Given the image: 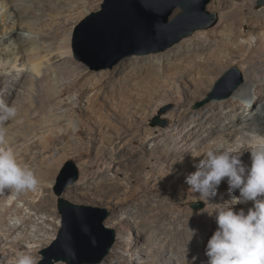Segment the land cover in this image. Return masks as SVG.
I'll return each instance as SVG.
<instances>
[{"label":"bare ground","instance_id":"6f19581e","mask_svg":"<svg viewBox=\"0 0 264 264\" xmlns=\"http://www.w3.org/2000/svg\"><path fill=\"white\" fill-rule=\"evenodd\" d=\"M236 1L238 0H216L214 9L222 10L225 5L227 7L223 10L221 22L213 33H200L194 39L184 40L175 47L177 52L173 55L168 53L147 59L151 67L149 75L158 82L168 78L162 70L163 62H172L173 66L170 65V68L174 72L171 78H168L166 85L160 86L157 82L158 85L155 86L162 89L164 94L159 96L153 94L156 96L153 99L152 96L149 99L147 96L144 97L142 99L144 102L141 101L143 105L136 109V113H132L130 108L122 103L117 105L113 102L106 103L107 108L115 116L117 126H107L104 128L105 132H114V137L113 134L111 137L113 142L126 141L121 149L115 148L114 155L119 156L111 163V167L107 166L110 157L105 154L106 148L98 153L102 162L96 164L92 162L91 165L92 168L106 166L103 169L105 174L113 171L115 164H118L115 173L124 176L122 180L117 177L114 179L113 176L111 183L108 178L102 182L103 201L107 202L108 195L113 194V199L108 202L112 204L110 206L114 212L112 223L120 228L117 246L121 249L125 247L127 236L133 231L134 225L141 229L143 235L140 239L145 242V247L137 242L140 246L137 249V257L133 255L127 257L123 252L114 249L108 264H115V261L119 260L124 261L123 264H136V259L142 260V257L146 259L140 264H205L208 259L205 255L206 245L217 228L213 215L219 204L231 202L234 197L239 196L238 190L234 193L228 191L226 180L219 186L217 194L209 200L190 189L185 183L186 176L196 171L194 164L198 163L207 151L239 149L247 142L248 132L257 131L264 134V104L262 103L260 109L254 105L264 97V8L258 12L253 11L252 8L258 0H240L239 3ZM77 5H80L79 0H64L62 5L50 0H0V20L3 23L0 26V89L2 88L0 103L14 106L23 113L26 120L31 118V111L36 104L33 95L38 93L36 88L38 83L42 84L39 87L40 91L38 90L40 102L36 107L39 113L49 114L56 98L69 94L76 88L80 102L75 110L68 113L72 111L84 113L82 100L93 87L96 88L109 75L98 73L93 78L96 82L82 85L76 81L77 79L73 82L62 79V87L49 93V87L59 81L60 75L66 78L71 73L69 68L57 69L55 63L72 56L71 42L68 37L64 38V30L72 21L71 12ZM247 31H250L249 34H246ZM39 37L42 40L49 39L50 42L46 41L48 44L40 47ZM251 38H255V45ZM19 39L24 42L20 43ZM210 45H213V49L209 47ZM174 58L176 60L173 63ZM133 59L141 60L139 57ZM239 63L244 67V84L237 99L214 100L208 107L198 112L188 107L190 102L202 99L208 93L218 75ZM193 73L199 78L192 76ZM42 78L46 84L42 82ZM23 80H28L30 85L24 87ZM155 87L153 85V88ZM13 97L15 100L12 102ZM154 100L159 101L161 105L177 103L167 131L158 130L157 133L155 129L145 128L152 114L147 109ZM26 103L29 107L24 106ZM226 106H230V110L225 109ZM255 110L258 113L255 114ZM13 119L12 117L7 121H0V128L5 130L7 146L15 150L20 162L32 166L35 163L30 151L32 146L31 149L24 147L20 150L16 143L14 144L13 136L8 137L6 134L12 128L8 122ZM42 119L47 121L46 116ZM21 121L20 118H16L14 124L12 123V126H19L14 132L33 133L44 128L43 120H38L37 123L30 121L29 130L24 131ZM55 121L58 122L59 119L54 120V123ZM102 125V122H97L95 127L91 126L89 132L91 130L103 132V129L99 131ZM86 135L82 133V138H86ZM67 137L69 135L65 134L57 138V146H63V143L67 142L68 148L66 146L64 151L68 153L70 147L81 148L78 143L68 142ZM18 138L28 141L30 135L23 133ZM153 140L156 141L151 146ZM241 152L242 160L250 164V152L247 149H241ZM77 153L85 154L83 151ZM191 153L200 157H193ZM114 155H110L111 158ZM90 168L91 166L88 170ZM86 181L88 182L89 178L86 177ZM20 194L9 193L7 190L0 193V204L11 196V207H3L5 210H0V224L7 225L3 217L9 210L15 209L17 214L25 211L19 205V201L24 197ZM221 196L223 197L220 198ZM197 200L207 202L204 213H194L189 209V205ZM40 203L33 200L29 204L32 207L35 204L37 207ZM232 206L236 209H247L251 203ZM29 219L30 216L23 221L27 222ZM18 223L20 222L8 225L5 233L0 234V247L13 261L20 253V249L26 250L25 244L28 240H36L35 234L28 239L20 235L13 238L20 229ZM130 257L132 260L128 263L127 259Z\"/></svg>","mask_w":264,"mask_h":264},{"label":"rangeland","instance_id":"374dc122","mask_svg":"<svg viewBox=\"0 0 264 264\" xmlns=\"http://www.w3.org/2000/svg\"><path fill=\"white\" fill-rule=\"evenodd\" d=\"M50 1H56L58 4L62 5L64 0H50ZM239 1L240 0L236 2L239 3ZM104 2L105 0H100V1L79 0L80 5L74 6L73 11L71 12L73 19L65 26V30H64L65 31L64 38L68 37L67 39L70 40L71 42L72 56L65 60H61L55 63L57 69L69 68L71 69V73L67 75L66 78H64L63 75H60L59 81L56 82L55 85L49 87L50 90L49 93L59 90L63 84L61 82L62 79L64 81L69 80L72 82L75 81V79H77L76 81L81 85L88 83L91 84L93 81L96 82V80H93V78L98 73H109V75L98 86H96V88L93 87L90 90V92L86 95V97L82 100V107L84 113L82 111L77 113L75 111H72L70 114L68 113V111L70 110L73 109L75 110V107L77 106L78 102H80L77 88L70 91L69 94L67 93L62 97L56 98V100L52 103V107H53L51 111L52 113L50 112L49 114L46 115L39 113L36 107L40 102L39 87L42 84L38 83L36 87L38 93H36L37 95L35 94L36 96L33 95V100L36 104L31 111L32 112L31 113L32 115L30 116L31 118L26 120L25 118H23V113L18 110H17L18 112H16L15 117L17 119L20 118L23 121L21 122L24 131L29 130L30 121L32 123H37L38 120L40 121L43 120L44 128L40 129L39 132H33V133L14 132L15 129L19 128L18 125L12 126V123L14 124V120L16 118L13 117L14 119L8 122V125H10V128L12 127L11 128L12 130L10 129V132H7L6 134L7 136L9 135L8 137L13 136V139L16 141V142L14 141V144L16 143V146L20 148V150L23 149L24 147H25L24 149H31L32 146V150L30 151L33 157V161L35 163H33L32 166L30 167L34 170L37 179L39 180L35 190L26 191L21 194L19 193L22 196L24 195L23 200L19 201V205L25 211L17 214L15 213V209L9 210V212H7L3 217V220L6 219L7 225L0 224V234L5 233V230L7 229L8 225L12 226L17 221L20 222L18 223L20 229L13 236V238H16L20 235L28 239L29 237H34L35 234L36 240L34 241L33 239L31 241L28 240L25 246L27 251H31L32 254L38 258L39 264L43 263L46 255L49 256V259L52 258L53 264H74L82 261L95 262L100 256L95 254L96 253L95 249H86L85 247H80V244L78 243L76 244L73 243L75 237L73 236L72 230L76 229L77 231L79 228H81V226L79 227L75 221L73 222L72 219H70L69 221L70 230L68 237H66V240L64 242L59 243L57 246H54V244L59 240L60 236L65 232V227H66L64 217L59 210V197L57 196L55 189L57 187V182L61 175V172L68 162H74L77 165L80 171V178L76 184L70 186L65 190L62 198L75 206L102 209V210H106L109 213V218L104 222V227L107 230L102 231L101 235L104 238H109L110 236L109 232L110 231L115 232L116 242L112 248V251L116 249V251L118 252H123L124 255H126L127 257H129L130 255L137 257L138 247L140 246L145 247L144 240L140 239L143 233H141V229L138 228L137 225H134L133 231L131 232V234L127 236V242L125 247L121 249L117 246L119 241L118 235L120 233V228L115 227V225L112 223L114 212L112 206H110L112 204L108 202L113 199V194L108 195L107 202L103 201L102 193L104 191V186L102 182L105 178H108L109 183H111L113 180L111 178H113V176L114 179L117 177L119 180H122L124 176L117 175L115 173L116 169L118 168V164H115V168L113 169V171H109L108 173L106 172L105 174H103L104 173L103 169H105L106 166L103 165L101 168L98 167L92 168L91 164L92 162L94 164L102 162L101 156L100 155L98 156V153L101 152L103 148H106L107 151L105 152V154L107 153V155L110 157L108 159L107 166H110L111 163H113V161L115 162L116 157L119 156V155H114L115 148L121 149L124 141H126L123 140L122 142L119 143L113 142L111 137L114 132H105L104 128H106L107 126H112V127L117 126V123L114 121L115 116H113L112 111H110V109L107 108L106 103L108 104L110 102H113L116 105L122 103L125 106H128L132 113H136V109L139 108L140 105H143L142 103L144 101L142 99L144 97L147 96V98L149 99L152 96L151 98L153 99L154 97L156 98V96H159V94H164V91H162V89L155 87L158 81L155 80L152 77V75H149V70L151 69V67L147 59L155 55L164 56L168 53L173 55L174 53L177 52V48L175 47L180 45L184 40L165 52L158 54H151V55L136 54L131 58H127L123 60L119 65L115 66L113 69L97 72L93 70L91 66H88L81 60L75 58L73 53L72 42H73V34L75 28L82 21L86 20L91 14L102 11ZM260 2L261 0H258L255 3V5L252 8L253 11L258 12L259 10H262L264 8L261 7ZM214 6H216V0H211L209 5L207 6V11L212 13L213 15L219 16V22L217 23V25H215L213 28L209 30L199 31L195 33L194 36L187 39H194V37L200 33H209V32L213 33V30L218 28L222 19L223 10L226 9L227 6L225 5L224 8H222V10H216L214 9L215 8ZM180 14H182V10L181 9L176 10L173 14L174 16H172V18L170 19V22L176 19ZM2 24L3 23H1L0 26H2ZM249 32L250 31H247L246 34H249ZM54 35H56V33ZM168 39L169 38L166 37L161 39V41L159 40L158 42L155 43L146 44L144 46L145 47L144 49L148 50L153 48L164 47L167 43H169L170 40ZM19 40L20 43L23 41L21 39ZM39 40H40L39 41L40 47L46 46L50 42L49 39L42 40L40 37ZM58 40H60V38H58ZM61 40H63V38H61ZM251 40L255 45L256 43L255 38H251ZM209 47L213 49V45H210ZM85 55L89 56V58L92 59L96 65H100L103 62L109 61L112 57V56H108V54H101L97 57L87 52L85 53ZM135 57H139L141 60L134 61L135 59L133 58ZM175 60L176 59L174 58L173 63ZM171 63L172 62L170 61H164L162 64V70L168 78L174 72V70L170 68ZM235 69L237 70V72L234 71ZM80 72H82V74H80ZM135 74L136 75L139 74V75L136 76ZM192 76L199 78V76L196 75L195 73H193ZM192 76L191 78H193ZM168 78H163L164 80L162 79L159 80L158 82L159 85L160 86L166 85ZM42 82L44 83V78H42ZM24 83H25L24 87H28L30 85L28 80L27 81L23 80L22 85H24ZM238 83L240 85L237 88H235ZM44 84H46V82ZM243 84H244L243 65L241 63L233 65L230 68L225 69L224 73L222 72L220 75L216 77V82L212 84V87H210L208 93L204 95L205 97L203 96L202 99L200 98L198 100L190 102L189 103L190 106L188 107L191 110L198 112L208 107L211 101L214 100L230 101L232 99H237L236 97L238 94H240V88L242 87ZM153 85L155 88H153ZM176 85L177 84L175 82V86ZM0 90H2V88ZM255 90L256 89H254V91ZM153 94H156V96ZM89 99H91L90 102ZM14 100L15 97H13L11 101L13 102ZM208 100L210 101L208 102ZM153 102L154 103H152L151 105H149L150 102L147 103L149 107L150 106L152 107L147 109L152 114L151 117L148 119V121L146 120L147 122L145 124V128L155 129V132L157 133L158 130H164V131L169 130L170 122L172 120L171 117L174 110L176 109L177 103L169 102V103H165L164 105L163 104L161 105L159 101L155 102L154 100ZM202 103H205V105L199 107V105ZM262 103L264 104V97L260 98L257 102H255L254 105L255 107H257V109H260L263 106ZM26 104L24 106L29 107V104L27 105ZM103 106H105V108H103ZM225 109L230 110V106H226ZM147 110L146 113H148ZM256 113H258L257 110H255V114ZM45 116L47 117V121L46 119H42V117L44 118ZM56 119H59V121L58 122L55 121L54 123V120ZM97 122H102L103 128L101 127L99 131H102L103 129V132H95L94 130H91V132H89L90 129L92 128L91 126L94 125L93 127H95V125H97ZM74 132L76 134H73ZM23 133H28L30 135L31 140L29 139L28 141H25L18 138ZM82 133L87 134L86 138L84 139L82 138ZM65 134L69 135V137H67L68 142L71 141L74 142L75 144L78 143L81 146V148L77 149L75 146L70 147L68 153L67 151L66 152L64 151L66 146L68 148V145H66L67 142H64L63 146L62 145L57 146L56 144L57 138H60L62 135ZM155 141L156 140H153L150 143V145L152 146L155 143ZM127 149L131 150L130 147H127ZM81 151H83L85 154L80 155L79 153H77ZM110 155H114V156H112L111 158ZM37 162L38 164H36ZM89 166H91V168L88 170ZM86 177L89 178L88 182L86 181ZM222 197L223 196H221L220 198ZM10 200H11V196L7 197L0 204V210L4 211L5 209L3 207H7V208L11 207ZM33 200L38 203H40L39 201H42L43 203L41 202L39 204L40 206L37 207L34 204L32 207V205L29 203L30 201ZM207 205L208 204L206 201L197 200L196 202L194 201L189 205V209L194 213H204L206 211ZM88 215L90 216L98 215V217L102 216L101 214H97L95 212H87V216ZM29 216H30L29 221L24 222L23 221L24 218ZM38 237L41 238L38 239ZM137 242L140 243L139 244L140 246H138ZM26 250L20 249V252H25ZM4 251L5 250L2 249V247H0V258H3V260L6 261L7 264H11L13 260L10 259L6 255V252ZM112 251L100 264H106L109 261V258L112 256ZM147 251L149 252V250ZM44 252H48V254L47 253L43 254ZM58 257L64 258V261L55 262L56 260L55 258ZM145 259L146 257H142V260L137 258L136 264H140L144 262ZM131 260L132 258L130 257L127 259V262L130 263ZM48 261L44 264H49ZM123 263L124 261L122 260L115 261V264H123Z\"/></svg>","mask_w":264,"mask_h":264},{"label":"water","instance_id":"95a60500","mask_svg":"<svg viewBox=\"0 0 264 264\" xmlns=\"http://www.w3.org/2000/svg\"><path fill=\"white\" fill-rule=\"evenodd\" d=\"M211 0H105L103 12L91 14L74 30L73 53L97 72L113 69L123 60L136 54H158L167 51L199 31L213 28L219 22V16L207 11ZM264 7V0L260 2ZM182 10L176 19L170 22L174 12ZM169 38L164 47L145 50L146 44ZM161 38V39H160ZM120 47V48H119ZM118 48V49H117ZM99 56H112L109 61L96 65L85 53ZM110 58V57H109ZM237 72V70H234ZM226 79V78H225ZM223 79V80H225ZM241 83V82H240ZM240 84L238 83L235 88ZM210 100H208L209 102ZM207 103V102H205ZM205 103L199 105L203 106ZM80 171L74 162H68L63 168L55 192L59 197V210L65 220V232L54 244L57 246L66 240L69 234V221H75L81 228L72 230L74 244L86 249H95L100 255L95 262L82 261L74 264H100L110 254L116 242V234L110 231L109 238L101 234L105 231L104 222L109 218L106 210L75 206L62 198L65 190L76 184ZM95 212L102 216H87ZM48 254L44 252L43 254ZM55 262L64 258H55ZM49 260V261H48ZM53 264L52 258L45 256L42 264Z\"/></svg>","mask_w":264,"mask_h":264},{"label":"clouds","instance_id":"9594fccd","mask_svg":"<svg viewBox=\"0 0 264 264\" xmlns=\"http://www.w3.org/2000/svg\"><path fill=\"white\" fill-rule=\"evenodd\" d=\"M16 108L0 103V121L16 115ZM241 149L250 152L245 163ZM193 157H200L191 153ZM194 164L185 183L209 200L226 180L229 192L239 191L231 202L219 204L214 216L217 228L207 242L205 264H264V134L247 133V142L239 149L210 150ZM38 184L34 170L18 160L15 150L7 146L5 130L0 128V193H23ZM250 207L236 209L232 204ZM0 264H7L0 258ZM11 264H39L31 251L20 252Z\"/></svg>","mask_w":264,"mask_h":264}]
</instances>
